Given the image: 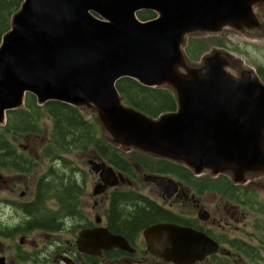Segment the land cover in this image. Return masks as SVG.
I'll return each instance as SVG.
<instances>
[{
  "label": "water",
  "instance_id": "1",
  "mask_svg": "<svg viewBox=\"0 0 264 264\" xmlns=\"http://www.w3.org/2000/svg\"><path fill=\"white\" fill-rule=\"evenodd\" d=\"M262 8L264 0H24L0 44V127L32 95L40 106L57 101L95 111L108 142L127 152L236 184L264 174V81L224 49L199 65L185 50L189 37L226 29L264 41ZM145 10L156 17L143 21ZM123 78L171 89L177 110L152 118L128 106L117 88ZM107 176L111 186L124 180L111 166ZM150 178L160 185L162 178ZM144 237L151 254L175 264L220 252L205 233L173 223L151 226ZM78 246L135 252L106 229L81 233Z\"/></svg>",
  "mask_w": 264,
  "mask_h": 264
},
{
  "label": "flooded vegetation",
  "instance_id": "2",
  "mask_svg": "<svg viewBox=\"0 0 264 264\" xmlns=\"http://www.w3.org/2000/svg\"><path fill=\"white\" fill-rule=\"evenodd\" d=\"M200 38L204 36L190 37L187 45L190 41L192 46L198 43L204 44V40ZM216 45L219 48L225 46L222 41L216 42ZM199 55L194 61L198 60ZM80 153L88 155L89 159L88 166H86L87 171L79 165H76V170H74L77 185L74 194L76 208L74 211L63 212L60 209L61 203L52 199L53 204L49 206V202V208L41 212L47 217L54 216L52 226H30L29 223H32V215L35 211L25 210L22 207L31 201L19 202L16 182L10 186V195L0 193V238L16 246V261L11 264H147L150 259L154 261L152 264H175L151 254L144 237L146 229L163 223L185 224L181 226L203 232L220 245L219 253L212 254L196 264H213L215 261L224 264L226 262L229 264H264V256L260 254L261 249L252 242L253 237H249L248 231L252 229L250 223L255 224L259 210L264 208V202L258 199L257 184L252 179L236 184L232 179L223 175L216 177L210 174L205 175L206 173L196 175L186 166L170 161L176 167L188 169L189 173L183 175L176 171H168L165 167H158L155 172H150L133 163V170L129 173L113 167L116 174L122 175L124 180H119L117 184L111 186L109 176L105 179L102 177L103 172L111 166L110 163L102 158L95 148L88 151L82 150ZM152 158L161 159L154 156ZM165 161L169 162V160ZM48 165L50 168L53 167L54 171H58L64 164L51 160ZM95 167L100 169L99 172L93 169ZM35 171L36 169L27 174ZM14 173L23 174L7 170L0 164V192L3 187H5L4 191L8 192L7 179L12 178L10 175ZM148 176L162 178L160 185L152 178L148 180ZM214 180L224 184L223 190L225 191L221 190V193L209 191ZM38 182L39 178L32 188L33 199ZM130 192L149 200L156 205L158 210H165L177 219L155 218L138 228L131 237L112 230L110 216L114 205L113 199L117 193ZM7 212L9 216H4ZM250 216L252 219L249 220ZM103 229L125 238L135 252L115 248L102 249L100 253L92 254L79 248L78 240L81 233ZM17 240L19 242L16 244ZM0 243L2 244L1 241ZM24 246H29L32 251L22 252L21 248ZM33 253L36 257L28 263ZM258 253L261 257L257 256ZM136 255L138 257H135ZM0 264H10L2 253H0Z\"/></svg>",
  "mask_w": 264,
  "mask_h": 264
},
{
  "label": "trees",
  "instance_id": "3",
  "mask_svg": "<svg viewBox=\"0 0 264 264\" xmlns=\"http://www.w3.org/2000/svg\"><path fill=\"white\" fill-rule=\"evenodd\" d=\"M23 1L0 0V44L3 36L11 29L12 17L20 9ZM138 16L143 21H147L155 18L156 13L145 10L138 13ZM204 48L203 43L192 46L190 41V44L186 46V52L190 60H194ZM258 73L264 81V66L259 67ZM117 88L128 106L152 118H158L178 108L177 98L168 88H148L132 78L121 79L117 83ZM44 112L50 115L53 126L48 142L41 151V156L50 161L62 162L64 165L58 171H54L51 167L49 172L42 174L35 189L34 199L28 205H22L25 210L35 211L32 215V223H29L30 226L53 225L54 216L47 217L45 213H41L49 208L48 203L52 199L61 203L60 209L63 212L74 211L76 208L74 194L77 185L74 170L77 166L68 157L74 152L95 148L97 153L112 167L128 173L133 170V163L150 172H155L158 167H165L171 172L176 171L183 175L189 173L188 169L176 167L170 161L153 159L138 151L127 153L102 138L99 135L97 123L87 119L80 109L57 101L40 106L32 95H27L24 108L9 112L7 125L0 127V164L4 168L23 174L31 173L37 168L38 162L25 153H20L10 140V135H40ZM113 200L110 228L127 237H131L138 228L155 218L177 219L173 214L158 210L154 203L131 192L117 193ZM257 256L261 257L259 253ZM220 264L224 263L220 262Z\"/></svg>",
  "mask_w": 264,
  "mask_h": 264
},
{
  "label": "rangeland",
  "instance_id": "4",
  "mask_svg": "<svg viewBox=\"0 0 264 264\" xmlns=\"http://www.w3.org/2000/svg\"><path fill=\"white\" fill-rule=\"evenodd\" d=\"M259 16L264 19V8L258 10ZM204 38H200L204 40L205 44V50L202 54L199 55L198 60H190V63L193 65H199L202 61V58L213 53L214 51L218 50L219 47L216 45V42L222 41L225 46L221 47V49H224L225 52H227L230 56H234L235 58H238L242 61V64L244 67L252 68L254 70H258L260 66H264V41L263 40H249L244 37H242L240 34L231 31V30H225L224 33L217 34V35H202ZM228 71L232 74L237 75V71L228 68ZM84 114L87 119L94 120L99 128V135L104 139H109L108 133L104 130L102 125L99 122L98 115L93 110H84ZM42 124V132L39 136H31V135H10V140L16 145V148L20 153H25L28 157L33 158L38 162V166L36 171L32 174H11L10 179H7L9 182L8 186V192L4 191L3 187L1 189V194H9L10 195V186L11 184L16 182V194L17 199L19 202H28L32 201L33 199V192L32 188L35 186L37 178H39L42 174L45 172H48L50 165H48V160L46 157L41 156V151L44 148V146L47 144L48 139L50 137V134L52 132V126L53 122L50 117V115L47 112H44L43 119L41 120ZM69 159L75 162V164L83 168L84 170H88L86 168L89 156L88 155H81L80 151L72 153L70 156H68ZM5 174H8L4 171ZM205 175H209L208 172H206ZM75 177V175H74ZM250 179L253 180L257 184V192H258V199L260 202H264V174H255L250 176ZM12 180V181H11ZM144 184L145 181L142 180ZM228 184V183H226ZM224 184L214 180L211 183V187L209 191H217L221 193L223 190ZM24 195L22 196V194ZM0 194V196H1ZM53 202L51 201L49 203V206H51ZM9 216V212L4 213V216ZM252 219V216L249 217V220ZM252 221V220H251ZM249 229V237H253V243H255L260 249L262 256H264V208L263 210H259L258 218L256 219L255 224L251 225L250 223ZM0 241L2 242V248L0 249V253H2L4 256L7 257V259L10 261V264L14 261H16L15 257V244H12L6 239L0 238ZM19 241H16V244ZM29 246L21 248L23 251H32ZM139 255V254H137ZM135 257H138V256ZM36 255L33 253L31 257L29 258V262H32V258H35ZM218 260V259H216ZM154 261L149 260L147 264H152ZM213 264H220V261H215Z\"/></svg>",
  "mask_w": 264,
  "mask_h": 264
},
{
  "label": "bare ground",
  "instance_id": "5",
  "mask_svg": "<svg viewBox=\"0 0 264 264\" xmlns=\"http://www.w3.org/2000/svg\"><path fill=\"white\" fill-rule=\"evenodd\" d=\"M177 105H178V103H177ZM43 210V209H42Z\"/></svg>",
  "mask_w": 264,
  "mask_h": 264
}]
</instances>
